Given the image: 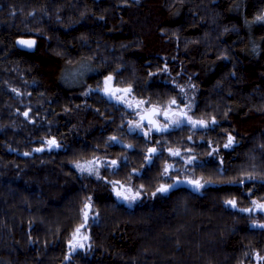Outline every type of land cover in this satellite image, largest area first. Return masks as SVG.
<instances>
[{
	"label": "trees",
	"instance_id": "16d2710c",
	"mask_svg": "<svg viewBox=\"0 0 264 264\" xmlns=\"http://www.w3.org/2000/svg\"><path fill=\"white\" fill-rule=\"evenodd\" d=\"M262 14L264 0H0V264H264L255 257L264 230L251 227L264 215L224 204L264 203V182L227 183L264 176V24L246 23ZM108 75L145 106L193 99V117L219 124L145 136L130 123L134 110L96 90ZM172 147L195 148L194 175L216 183L151 195L169 161L184 174ZM90 159L118 161L100 175L143 184L141 199L128 207L75 167ZM87 197L94 212L81 233L91 247L69 256Z\"/></svg>",
	"mask_w": 264,
	"mask_h": 264
},
{
	"label": "snow or ice",
	"instance_id": "6c2138e0",
	"mask_svg": "<svg viewBox=\"0 0 264 264\" xmlns=\"http://www.w3.org/2000/svg\"><path fill=\"white\" fill-rule=\"evenodd\" d=\"M246 23L264 24V14L258 15L256 17H254L253 21H251V22L246 21ZM16 43L18 45H20L21 47L27 48L30 50L35 49L37 47V42L34 39H20V40L16 41ZM253 51H255V49H253ZM223 59H227V56L223 57ZM161 71H167V67H165ZM232 74L234 75L235 73H232ZM152 75H155V74H152ZM113 79H114V77L112 75L106 76L104 81H103L104 87L102 89L98 88L96 90L103 91L106 96H109L110 98L115 99L118 103H122V104L127 105V107H129V108H133L134 107L133 101L126 99V95L131 94L133 92V87L131 85H129L128 87H125V88L113 89L110 86V82L113 81ZM177 87L180 88L181 93H184L183 86L177 85ZM189 87H195V86L189 85ZM117 93H123L124 95H117ZM87 94L88 93H85V95H87ZM145 103H148V101L138 100L135 102V107L139 108L141 105H143ZM176 104H177V100L175 98H172L168 102V108L171 109L172 106L176 105ZM193 107H194V105H192V104L185 105V108H187L188 110H191ZM150 113L162 115L166 120H169V123L165 124L164 126H160L154 120L151 119V115H146V116H141V120H140V122L135 124V128L143 130V121H145V120H147L148 125L157 132H167V131H169L170 128H181L183 126H190L191 128H194V129L197 127L203 128V129H208V128H211V127L219 124V121L216 119L215 116L211 117L209 120H205V119L194 120L191 116L188 115V112L185 111L184 109H180L178 112H172L171 116H170L168 110L158 112L157 106L152 105ZM23 115L25 117H27L28 112L23 113ZM173 117H175V118H173ZM143 134L145 136L148 135L147 132H144ZM109 139L112 141H115L116 137H110ZM188 139L191 140L192 137L189 136ZM236 142H237L236 138L231 133H227L226 142L223 143V148L224 149L233 148L234 144ZM47 144H48L49 148L61 147V145L59 143H57L55 139H51V140L47 141ZM128 147H132V145H128ZM209 147H210V144H209ZM261 147L264 148V145H261ZM42 150L43 149H36V151H42ZM157 151L158 150L156 148H151L148 150L150 155H147L145 158L149 163L151 162V160L153 159V157L155 156ZM185 151L191 152V149H186ZM168 152L171 156L182 157V153L179 149L173 150V149L169 148ZM219 152H220L219 147H216V148L210 147V150L207 152V156H209V157L215 156L218 163L222 164L223 163V157L219 156ZM25 155H28V153H25ZM196 162H197V158H195V157H191L186 161L187 164H193ZM74 163H75V167L82 174L86 172L89 176H95V178L98 180L104 179L109 185H111L110 192L114 193L117 201L125 203L128 207H131L133 204H135L138 200L141 199V192L145 188V186L143 184L138 185L134 189L131 185H129L128 187H125L124 184H122V182L119 180H108L107 177H102L100 175V170H99L100 164H104L109 168L119 169L120 164L118 163V161L112 160L110 162H97V161L89 160V161H86L85 164H83V165L80 164L79 162H74ZM206 163H207V161H204L199 166L203 167L204 164H206ZM173 167H174L173 165H165L161 175L170 176V169H172ZM217 170L222 171V169H217ZM132 172L138 174L139 170L138 169H132ZM257 180L264 182V176L257 177L251 173H245L241 178L227 181V183L239 184V185L243 186L246 183V181L255 182ZM201 181H202V178L201 179H195V180L188 179L185 181H181L178 177H174L172 184L161 185L160 187H158L156 189V192H153L151 195L155 196L157 192L158 193H167L171 188L175 187L179 183H188V184L192 185L193 189L196 191H199L200 189L204 188L205 185L216 183V181H212V180H204L203 182H201ZM246 191L248 192L249 195L253 194L251 184L248 186ZM91 200H92L91 197H87L85 199L84 206L81 209V213H82L84 222L81 223L72 232V238L68 241V245L70 248L69 256H71L72 253H75L81 249H84L86 246L89 248L91 247L90 244L86 245V243H85L86 241H88L89 237L87 235H83L81 233V229L85 228V226L89 220V214L94 212V210L92 208ZM251 203H252L253 207L241 208V207H239L237 200L234 198L233 199H226L224 201V204L226 207H230L232 209H235L238 212L250 213V214L253 212H259L262 215H264V203L258 202L257 200H252ZM97 215H98V213H94V215L92 216V219H95ZM251 227L264 230V223L253 221L251 224ZM255 257L257 259V262L264 261V256H261L259 252L255 253ZM66 258H68V257H66Z\"/></svg>",
	"mask_w": 264,
	"mask_h": 264
},
{
	"label": "rangeland",
	"instance_id": "374dc122",
	"mask_svg": "<svg viewBox=\"0 0 264 264\" xmlns=\"http://www.w3.org/2000/svg\"><path fill=\"white\" fill-rule=\"evenodd\" d=\"M110 86H111L113 89H115V88H125V87H127V86H120V85L115 84V83H114V80L110 82ZM103 87H104V85L101 87V89H102ZM185 91H186L187 93H190L188 90H185ZM117 95H124V94H123V93H117ZM186 97L188 98V97H189V94H186ZM126 99L133 101V104H134V107H133V108H130V109L134 110V114L136 115V117H135L130 123H131L132 127L135 128V124L138 123V122H140V121H139L140 113H141L145 108H150L151 106H145V105L143 104V105H141L139 108H136V107H135V102L138 101V100H141V99L138 98L137 96H135V95L133 94V92H132L131 94H127V95H126ZM187 104H192V105H194V101H193V99H190V101H189ZM187 104H184V105H182V106H175V105H173L171 109H169L168 107L165 108V109H164V108H161V107H160V108H161L162 111H164V110H168L169 112H178L179 109H184L185 111L188 112V115L191 116L194 120H198V118L192 116V114H191V110H188L187 108H185V105H187ZM176 110H177V111H176ZM189 113H190V114H189ZM170 116H171V115H170ZM159 117H160V119H161L160 122H161L162 124H168V123H169V121L165 120V118H162L163 116H159V115H158V118H159ZM173 118H175V117H173ZM150 129H152V128L148 125V123H147V122H143V130H141V129H139V130H140L141 132H147V133H148ZM171 149H173V150H177V149H179V150L181 151V153H182V157H183V158H182V157H180V158H181V160L183 161V162H182V163H183V167H182L183 171H182V173L184 172V174L181 175V174H179V173H172V170H175V169L179 166V164L176 163L174 160L169 161V162L167 163V165H173L174 167H173L172 169H170V176H166V175H165V176L167 177V179L163 180V181L160 183L159 187H160L161 185L172 184V183H173V178H174V177H178L181 181H182V180H188V179H192V180L200 179L199 177L197 178V177L194 175V173H193V168H192V164H187V163H186V161H187L189 158H191V157H195V158H197V160H198V153L195 152V148L172 147ZM186 149H191V152H186V151H185ZM173 157H174V156H173ZM90 160L97 161V162H101V159H100V160H99V159H90ZM86 161H89V160H85V161H83V162H80V164L83 165V164H85ZM101 169H102V164L99 165V170H100V172H101ZM185 171H188V172H185ZM169 178H170V179H169ZM116 180L121 181L122 184H124L125 187H128L129 185H131L134 189L137 187V185H136L133 181H131V180H128V181H124V180H121V179H116Z\"/></svg>",
	"mask_w": 264,
	"mask_h": 264
},
{
	"label": "water",
	"instance_id": "95a60500",
	"mask_svg": "<svg viewBox=\"0 0 264 264\" xmlns=\"http://www.w3.org/2000/svg\"><path fill=\"white\" fill-rule=\"evenodd\" d=\"M21 39H25V38H21ZM20 40V39H19ZM152 106L150 108H145L141 113H140V118L139 121L141 120V116H146V115H151V119L154 120L158 125L160 126H164L165 124H162L160 122V120L158 119V117L156 116L157 114H151L150 110H151ZM158 112H161V108L159 106H157ZM172 113V112H169ZM143 122H147V120L143 121ZM148 123V122H147ZM88 223V222H87Z\"/></svg>",
	"mask_w": 264,
	"mask_h": 264
},
{
	"label": "flooded vegetation",
	"instance_id": "af4514ba",
	"mask_svg": "<svg viewBox=\"0 0 264 264\" xmlns=\"http://www.w3.org/2000/svg\"><path fill=\"white\" fill-rule=\"evenodd\" d=\"M179 110H180V109H179ZM179 110H178V111H179ZM161 111H162V110H161ZM176 111H177V110H176ZM169 115H171V113H169ZM159 116H162V115H159ZM162 118H164V117H162ZM159 120H161L160 117H159ZM165 120H166V119H165ZM167 121H169V120H167Z\"/></svg>",
	"mask_w": 264,
	"mask_h": 264
},
{
	"label": "bare ground",
	"instance_id": "6f19581e",
	"mask_svg": "<svg viewBox=\"0 0 264 264\" xmlns=\"http://www.w3.org/2000/svg\"><path fill=\"white\" fill-rule=\"evenodd\" d=\"M162 112V111H161ZM158 117V114L156 115ZM159 119V118H158Z\"/></svg>",
	"mask_w": 264,
	"mask_h": 264
}]
</instances>
